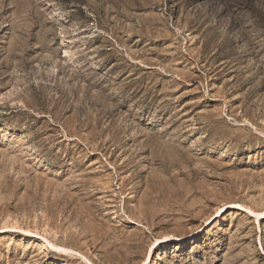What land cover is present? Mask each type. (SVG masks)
<instances>
[{
  "label": "rangeland",
  "instance_id": "1",
  "mask_svg": "<svg viewBox=\"0 0 264 264\" xmlns=\"http://www.w3.org/2000/svg\"><path fill=\"white\" fill-rule=\"evenodd\" d=\"M0 264H264V0H0Z\"/></svg>",
  "mask_w": 264,
  "mask_h": 264
},
{
  "label": "bare ground",
  "instance_id": "2",
  "mask_svg": "<svg viewBox=\"0 0 264 264\" xmlns=\"http://www.w3.org/2000/svg\"><path fill=\"white\" fill-rule=\"evenodd\" d=\"M209 14H210V13H209ZM17 148H18V147H17ZM19 149H20V148H19ZM19 149H18V150H19ZM18 159H19V158H18ZM23 162H24V161H23Z\"/></svg>",
  "mask_w": 264,
  "mask_h": 264
}]
</instances>
